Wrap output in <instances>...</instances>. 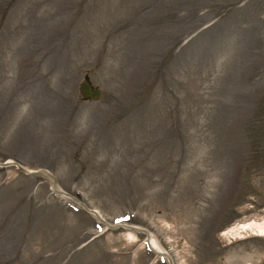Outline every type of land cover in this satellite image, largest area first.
I'll use <instances>...</instances> for the list:
<instances>
[{
	"label": "rangeland",
	"instance_id": "obj_1",
	"mask_svg": "<svg viewBox=\"0 0 264 264\" xmlns=\"http://www.w3.org/2000/svg\"><path fill=\"white\" fill-rule=\"evenodd\" d=\"M9 159L0 264H264V0H0Z\"/></svg>",
	"mask_w": 264,
	"mask_h": 264
},
{
	"label": "water",
	"instance_id": "obj_2",
	"mask_svg": "<svg viewBox=\"0 0 264 264\" xmlns=\"http://www.w3.org/2000/svg\"><path fill=\"white\" fill-rule=\"evenodd\" d=\"M79 88H80V92H81L80 95L83 98H86V99L92 98V99L98 100L99 95L101 93V89L99 87L97 88L95 86H92L90 80H88V79L87 80L84 79L81 83H79ZM0 163L1 164L14 163L17 166L18 170L21 171V172H24V173H28V174H30V173H38V175L43 174V175H45V176L48 177V180L51 183V186L53 184V186L51 187V190H53L54 192L60 193V194L66 193L65 191H63V190L61 191L59 189V185L57 184V181H55V178H54L55 175L52 172H50L47 169H45V168H40V169H38V168H30V169H28L27 166H25V165H23L21 163H17L16 161H14L12 159H10L9 161L4 160V161H2ZM81 205L86 210H89L91 212V214L95 215L97 218H99L100 220H102L103 222H105V224H107L106 226H108V227H110L112 229L115 228L118 225H122V223H120V222H115V223L112 224L110 222H107L106 220H103L101 218V214L99 213V211L87 207V205L84 202L83 203L81 202ZM122 226L124 228H126V229L127 228L132 229L133 232H143L145 234V238H146L145 240L148 243L147 234H149V231H148L147 228L145 229L143 227L133 226L131 224H125V225H122Z\"/></svg>",
	"mask_w": 264,
	"mask_h": 264
},
{
	"label": "bare ground",
	"instance_id": "obj_3",
	"mask_svg": "<svg viewBox=\"0 0 264 264\" xmlns=\"http://www.w3.org/2000/svg\"><path fill=\"white\" fill-rule=\"evenodd\" d=\"M10 160V159H9ZM8 160V161H9ZM53 186V184H52ZM65 194V193H62ZM67 195V194H65ZM130 229V228H129ZM248 232L256 234L257 236L259 235H264V215L261 217L256 218L250 217V218H245L241 221H237L235 223H232L231 225H227L225 229L222 230L220 233L221 236L228 238L229 235H235L236 237L239 238H244L248 237ZM248 234V235H247ZM134 233H129V236L134 239ZM148 235V243L145 240V242L149 245L151 250L156 254V255H161L164 258H166L171 264L172 260L168 256V252H166L165 248L161 245V243L154 238L153 234L149 231Z\"/></svg>",
	"mask_w": 264,
	"mask_h": 264
}]
</instances>
